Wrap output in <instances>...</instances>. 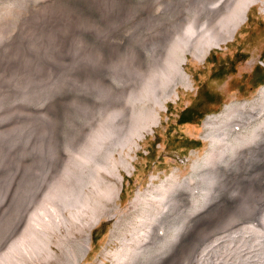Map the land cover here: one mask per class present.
Instances as JSON below:
<instances>
[{
  "label": "rangeland",
  "instance_id": "1",
  "mask_svg": "<svg viewBox=\"0 0 264 264\" xmlns=\"http://www.w3.org/2000/svg\"><path fill=\"white\" fill-rule=\"evenodd\" d=\"M84 1H75L83 13L81 18H47L23 14L20 0H0V36L4 35L0 37V249L6 248V251L0 250L3 252L0 260L9 264L26 261V252L22 251L24 245L28 250L34 249L31 243L40 237L41 231L37 230L35 235H29L28 231L30 227L41 228L36 215L45 213L42 215L47 218L49 207L54 205L48 194L63 179L64 154L75 153L102 111L117 104L115 99L107 101L106 98H112L103 96L102 91L105 82L117 84L111 68L124 72V67L134 62L135 53L144 51L136 42L142 39L140 34L130 35V26L140 24L130 19L131 13L130 16L129 13L120 15L108 7L110 14L103 12L101 6H95L93 1ZM135 1L132 0L130 6L136 4ZM251 10L264 14V0L251 4L247 15ZM183 17L166 19L164 25L169 22L170 25L164 27L172 30L171 24L174 27L186 21ZM4 38L7 41H2ZM224 43L213 46L203 60L188 54L184 68L191 86L179 85L178 96L167 102L160 123L140 140L141 147L132 161V171L121 169L124 179L121 198L117 200L119 207L114 210L116 216L111 218L107 213L100 216L90 230L91 249L78 264H115L117 258L123 257L124 240L130 238L131 229L138 224L140 203H132L137 191L148 186L153 174H158L156 182L173 171L180 177L188 175L192 164L199 162L209 148V141L202 137L207 116L220 112L233 101L253 99L264 86L263 83L256 88H240L236 81L224 79L222 70H211V60L218 57L214 51L222 49ZM262 166L256 167L253 180H250L253 174L243 175L245 181L242 178L240 182L233 178L226 180L223 189L219 188L223 199L214 203L208 218L194 225L192 236L186 237L174 257L175 264H184L193 252L207 247H211L208 253L216 257L218 263L227 256L243 258L247 254L252 257L257 254L258 258L264 255L260 242L264 229L257 226L250 228V234L241 231L235 233L236 236L229 235L224 242H219L217 249L212 246L216 237L239 225L245 229L247 224L256 222L254 213L258 215L264 211L261 180L264 179V164ZM76 236L74 248L77 250L83 235L77 231ZM108 250L112 253H107ZM11 251L16 253V258L10 262L6 255ZM167 262L174 264V260L164 264H169ZM29 264L34 263L29 261Z\"/></svg>",
  "mask_w": 264,
  "mask_h": 264
},
{
  "label": "bare ground",
  "instance_id": "2",
  "mask_svg": "<svg viewBox=\"0 0 264 264\" xmlns=\"http://www.w3.org/2000/svg\"><path fill=\"white\" fill-rule=\"evenodd\" d=\"M75 1L20 0V5L22 13L28 17L81 18L83 13ZM86 1L101 6L103 12H107L109 7L120 15L129 13L130 16L131 13L129 18L140 24L135 28L130 26V35L140 34L142 39L136 42L144 51L135 53L134 62L124 67V72L111 68L117 84L105 82L102 91L103 96L112 98L105 97L107 101L115 99L117 104L112 103L114 107L110 108L109 102L106 105L105 101L110 109L102 111L96 123L87 130L90 132L85 134L83 145H79L75 153L64 154L66 166L63 179L48 194L54 205L49 207L47 218L43 216L45 213L35 214L42 227H30L28 234L33 235L37 230L42 234L32 241V251L24 245L22 251L26 252V261L23 264H29V261L34 264H52L55 261L78 264L86 257L91 249V228L105 213L111 218L116 216L114 210L119 207L117 200L121 198L124 179L121 169L132 171V161L141 147L140 140L160 123L162 110H166L169 100L178 96L179 85L191 86L190 76L184 68L188 54L203 60L213 46H220L231 39L241 22L245 21L248 8L259 0H136L132 6V0ZM179 17H186V21L176 23L174 27L171 24L172 30L164 27L170 25V22L164 25L166 19ZM202 137L209 141V148L199 162L197 160L192 164L188 175L180 177L173 171L156 182L158 174H153L148 186L137 191L132 203H140V212L136 217L138 224L131 229L130 238L124 240L123 257L117 258L115 264H164L170 260H174L175 264L174 257L186 237L193 233L194 225L208 218L214 203L223 199L219 188L223 189L226 180L233 178L240 182L243 175L252 174L250 180L256 178V167L264 164V86L253 99L233 101L220 112L209 114L204 121ZM242 179L245 181V178ZM261 180L264 186V179ZM254 214L257 216L255 223L247 224L245 229L235 224V229L212 241L213 248L217 249L219 242H224L233 233L243 231L250 234V228L256 226L264 229V211ZM77 231L83 237L78 241L76 250ZM262 239L264 235L260 239L264 247ZM208 248L211 247L193 252L184 264H264V255L256 258V253L254 257L249 254L243 258L224 256L226 258L218 263L216 257L210 256ZM15 254L11 251L6 255L8 261H13ZM0 262L9 264L4 260Z\"/></svg>",
  "mask_w": 264,
  "mask_h": 264
},
{
  "label": "crops",
  "instance_id": "3",
  "mask_svg": "<svg viewBox=\"0 0 264 264\" xmlns=\"http://www.w3.org/2000/svg\"><path fill=\"white\" fill-rule=\"evenodd\" d=\"M211 70H222L238 87L256 88L264 83V14L251 10L234 36L227 40ZM211 54V52L209 53Z\"/></svg>",
  "mask_w": 264,
  "mask_h": 264
}]
</instances>
